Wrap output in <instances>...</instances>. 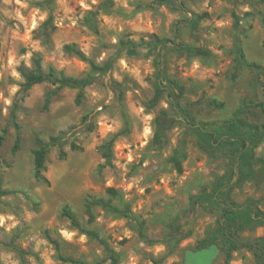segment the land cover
I'll return each instance as SVG.
<instances>
[{
    "label": "rangeland",
    "instance_id": "1",
    "mask_svg": "<svg viewBox=\"0 0 264 264\" xmlns=\"http://www.w3.org/2000/svg\"><path fill=\"white\" fill-rule=\"evenodd\" d=\"M42 1L27 0L21 14L27 19L37 8L47 13L46 19L51 17L50 23L38 22L30 40L22 42L25 26L15 17L18 5L0 0V174L10 191L0 202V214L15 220L10 229L0 226V264H46L47 259L53 264H111L109 252L62 215L64 205L82 228L106 241L119 264H192L189 256L198 264H264V225L252 217L242 230L219 237L218 245L191 253L217 227L221 209L210 204L190 211L189 199L203 190L210 193L228 173L232 158L227 151L204 150L201 134L175 110L178 106L189 121L207 129L230 125L236 117L264 124L258 106L264 103V0H85L87 9L76 0ZM69 8L73 11L67 12ZM189 19L197 21L196 28ZM155 38L209 50L208 55H194L163 49L161 68L184 91L173 98L175 105L154 88L156 50L146 43ZM66 43H76L105 70L95 72L88 62L65 52ZM35 58L44 69L52 66L84 80L82 88L57 89L44 109L45 93L55 86L42 82L22 89L20 69H31ZM15 102L21 145L12 151L15 130L8 117ZM101 123L108 126L103 133ZM158 128L161 142L156 143ZM35 135L58 136L47 153L48 183L33 176ZM112 135L111 164L102 167L98 145ZM253 152L264 158V129ZM222 198L239 204L253 198L264 211V181L226 187ZM87 199L103 201L92 206L91 219ZM64 231L74 233L70 240ZM227 237L236 245L228 260L219 250Z\"/></svg>",
    "mask_w": 264,
    "mask_h": 264
},
{
    "label": "trees",
    "instance_id": "2",
    "mask_svg": "<svg viewBox=\"0 0 264 264\" xmlns=\"http://www.w3.org/2000/svg\"><path fill=\"white\" fill-rule=\"evenodd\" d=\"M53 0H43L42 3L50 4ZM51 17L43 22L44 25L50 23ZM189 25L192 28H196L197 21L189 19ZM177 28L175 32L177 33ZM139 46L133 44L132 47ZM170 46L175 50L184 51L194 55H208L209 50L202 47H195L183 42H175L167 38H155V40L146 43V48H154L156 50V81L154 82V88L156 92H165L166 98L171 105H175L173 98L180 97L183 94V87L178 84L174 79L169 78L161 68V56L165 47ZM63 50L67 53H71L79 59L88 62L90 68L95 72H102L105 70V66L97 64L94 60L89 58L85 53L77 46L76 43H66L63 45ZM240 56H244L243 52L239 49ZM253 68H259L256 63L247 64ZM20 74L23 78L22 89L27 90L35 84L47 82L53 86L54 89L48 90L45 93L43 108L46 109L51 101V98L56 94V90L63 87H80L82 88L84 80L68 76L62 72L56 71L52 66H48L45 69L42 67L39 58H35L33 61V67L29 70L20 69ZM82 92L79 91L76 95V102H80ZM152 100V104H155V100ZM258 106L264 113V103H259ZM18 108L17 102L13 104L9 111L8 122L15 130V139L12 145V151H16L21 145V133L20 124L16 119V111ZM176 112L183 118L187 127L198 131L201 134L200 145L206 151H227L232 158V164L228 173L219 177L211 187L210 193L201 191L200 193L193 195L189 199L190 211H193L197 205L205 206L215 204L221 209L220 222L217 227L210 231L202 239L198 240L192 250V253L205 249L209 246L218 245V239L224 236L227 232L229 234L236 233L243 229L245 223H247L248 217L259 221L264 225V211L254 205L255 199L249 198L246 203L239 204L235 201H226L222 198L223 190L226 187L241 184L244 182L261 183L264 181V158L256 157L253 152V148L260 141V130L264 129V124H254L245 121L242 118L236 117L230 125H219L214 129H207L202 125H195L187 115L183 114V111L178 106L175 107ZM5 130V129H4ZM3 130V131H4ZM3 139V135H0V142ZM58 140L57 135H51L48 139H43L38 135L34 136V149L32 150L33 156V176L36 180L43 183H48V179L44 174L46 169V160L48 149L51 145H54ZM154 142H161L160 129L158 128L154 133ZM114 141V135L103 141L98 145L100 155L104 162L101 165L106 166L111 164L112 158V145ZM71 148H79L75 143L70 144ZM59 156L62 158L65 156L64 151H60ZM174 167L178 172L182 171L181 164L176 155L171 157ZM109 192H115L113 188L107 189ZM10 191L3 186L2 176L0 174V202L2 198ZM100 199H87L85 207L90 219L92 218L91 209L93 205L102 204ZM62 215L66 216L71 224L87 236L93 238L99 242L105 250L109 252L110 263L119 264L115 257L114 251L108 247L106 241L102 239L99 234L93 230L84 229L80 226L76 220L75 215L71 209L64 205L61 208ZM262 247L264 248V238L260 239ZM236 245L231 241L230 237L224 238L222 241V247L219 250L225 251L226 260L231 257V252L235 249ZM18 253L23 258V251ZM257 264H262L259 260Z\"/></svg>",
    "mask_w": 264,
    "mask_h": 264
},
{
    "label": "clouds",
    "instance_id": "3",
    "mask_svg": "<svg viewBox=\"0 0 264 264\" xmlns=\"http://www.w3.org/2000/svg\"><path fill=\"white\" fill-rule=\"evenodd\" d=\"M15 4L18 5L16 11H15V17L16 19L25 26V31L23 33V35L19 36V39L22 42H28L30 40V33L32 32V29L36 28L38 26V22H43L46 19L47 13L46 12H40L39 9L37 8H32L29 11L28 14V18L26 19L24 15L21 14V10L22 9H27L28 8V4H27V0H14ZM96 0H92V3H95ZM76 3L79 5V7L81 9H87L90 7V5L88 3L85 2V0H76ZM126 6V5H125ZM67 12H71L73 11V9H66ZM103 19L105 20V22H108V18L107 17H103ZM73 24L75 23V21L72 22ZM17 34H18V30H17ZM33 49H36L38 47V42L33 41L32 45ZM30 55V53H29ZM13 61L10 58L9 63L11 64ZM121 65L125 64L124 60L120 61ZM12 75H17L14 71L12 72ZM16 88L13 87L11 88V92H15ZM7 103V101H5ZM137 111H140V109H137ZM103 119V118H101ZM148 118L145 117V120H147ZM108 129V126L106 124L101 123L100 125V131L101 133L105 132ZM148 127L147 125H145L144 128V134L147 135L148 134ZM120 145H118L117 147H119ZM5 221H12V223L10 224H5ZM15 225V220L11 215L8 214H0V226H4L6 229H10ZM62 235L65 239H71L72 236L74 235V233H69V232H62ZM80 241H84L85 237L82 235L79 237ZM162 250V246L157 247L156 251L159 252ZM34 264V262H33ZM46 264H53V261L47 259L46 260Z\"/></svg>",
    "mask_w": 264,
    "mask_h": 264
},
{
    "label": "flooded vegetation",
    "instance_id": "4",
    "mask_svg": "<svg viewBox=\"0 0 264 264\" xmlns=\"http://www.w3.org/2000/svg\"><path fill=\"white\" fill-rule=\"evenodd\" d=\"M189 258H192V257L189 256V257L186 258L189 263H192V264H198V263H200L199 261L195 262L194 259H189Z\"/></svg>",
    "mask_w": 264,
    "mask_h": 264
}]
</instances>
